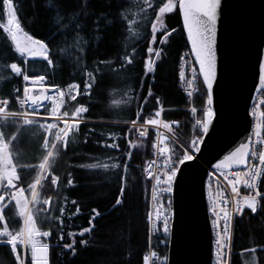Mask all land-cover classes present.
Instances as JSON below:
<instances>
[{
	"label": "trees",
	"instance_id": "16d2710c",
	"mask_svg": "<svg viewBox=\"0 0 264 264\" xmlns=\"http://www.w3.org/2000/svg\"><path fill=\"white\" fill-rule=\"evenodd\" d=\"M81 0H63L65 8H73ZM87 7L77 22L82 26L80 36L87 41L86 54L80 50L77 43L75 24L71 19L66 20V28H56L58 17L48 9L56 7L57 0H13L18 20L29 35L50 43L54 67H49L42 59H28L22 67L28 70L31 76L46 75L47 84L57 85L59 88L70 83L79 84L80 94L71 105H84L89 111L82 114V121L77 133V143H70L67 152L61 149L60 155L53 162L52 172L60 177L59 188L51 185V177L42 181L44 187L38 188L41 199L51 197V211H42L39 214V227L42 231L52 230V235L46 239L49 243V264H145L144 255L148 249V192L149 182L144 170L147 161L152 156L151 139L140 138L135 131L128 133L127 129L135 113L142 106V98L147 97L149 90L152 97L143 105L144 117L153 115L161 106L162 118L165 121H179V134L183 139L189 138L194 124V116L190 107H196L200 112L203 104L204 88L200 81L199 91L192 100L179 86V67L181 57L189 50L184 33L180 13L177 8L173 13L166 14L165 24L171 31L168 42L161 45L162 55L155 63L153 73H145L144 61L147 58L146 47L150 39L148 27L138 29L139 37L133 38L127 32L122 15L147 24L143 17L155 19L158 7L167 0H85ZM155 5V8L149 5ZM143 9V11H141ZM107 16V20L101 17ZM98 21V23H97ZM107 21H112L109 25ZM6 23L5 10L0 0V98L11 100L9 111H18L15 101V89L21 88L22 78H10L12 74L6 65L10 62H19L21 58L13 53L12 46L3 31ZM99 29L97 32L96 29ZM137 31L136 28L132 29ZM60 32V35H57ZM56 37L53 39V37ZM135 48L134 63L125 70H119L125 52L131 53ZM78 56H85L80 65L76 64ZM99 61H114L111 68L100 65L103 75H97V82L91 89V95L85 93L86 77L81 66L86 64L87 70H93ZM264 96V93H261ZM131 98V99H130ZM156 98L160 103L157 104ZM118 100V102H116ZM121 101V102H120ZM142 122V121H141ZM5 131L9 136L15 134L10 151L15 154L14 163L18 165V172L22 181L18 187H26L34 181L37 173L32 171L33 166L43 161V136H35L34 126H25L16 133L19 126L11 124V118ZM264 123V120H263ZM262 138H264V126ZM91 130V131H90ZM115 133L120 137V151L104 148L105 142L111 143L108 137ZM138 143L139 147L129 149L126 139ZM132 151V158L127 168V181L123 184L125 195L123 203L115 205L119 195L117 175L103 169L104 163L111 162V157H117V162L125 163V153ZM91 164L100 165L91 169ZM24 165L26 167H20ZM69 173L71 174L69 176ZM125 173L121 172V175ZM71 178L73 186L67 185ZM264 188V181L260 190ZM64 197H67L65 202ZM77 201L80 208L79 215L73 216L76 206L72 200ZM42 209L47 206L40 205ZM65 207L64 223L59 220L47 222L45 216L59 217V208ZM92 209L99 212L93 221L95 228L86 233L84 237H76L75 255L64 249L63 245L70 243L69 232H79L89 227V219L93 215ZM8 227L13 232L21 228V220L5 212ZM4 222H0V229ZM64 233V240H59L60 231ZM86 240L87 244H81ZM252 248H264V211L253 215L245 210L234 223L231 264H264V251L252 253ZM20 252V250H19ZM167 255V246L159 249L158 256ZM0 264H16L10 247L0 244Z\"/></svg>",
	"mask_w": 264,
	"mask_h": 264
},
{
	"label": "snow or ice",
	"instance_id": "6c2138e0",
	"mask_svg": "<svg viewBox=\"0 0 264 264\" xmlns=\"http://www.w3.org/2000/svg\"><path fill=\"white\" fill-rule=\"evenodd\" d=\"M147 3L148 0H145ZM3 9L7 14V27L3 28V31L7 34V39L12 46L14 54H18L21 58L19 62H10L6 65L7 70L12 74L10 78H22L25 82L22 95L20 89L16 88L15 101L18 105H28L31 111H9V105L11 100L8 98L0 99V117L4 122H8L11 118V124L16 125L18 121H22L16 128L18 134L21 128L25 126L38 125L39 129H42L46 135L44 136L43 148L46 155L43 157V161L38 165V172L35 176L34 182L30 183L27 187H18V184L22 181V177L18 172V165L13 162L12 152L10 151V145L12 141L16 140V135L9 134L5 131L8 126L7 123H0V222H4V226L0 229V242H3L10 247L11 253L16 261V264H27V251L30 250L31 264H49V243L42 242L40 238H47L52 235V230L42 231L38 226V217L42 211H51L52 199H41L38 188L44 187L42 181L51 177V185L59 188L60 177L54 175L52 172L53 162L60 155L61 149L67 152L70 143H77V133L81 123L82 114L87 113L89 109L80 105L74 109H70L65 102V97L68 96L72 101L77 100L79 92V84L69 85L68 91L60 89L57 85H47L46 75H29L28 70L22 67L23 64L28 63V59H42L47 63L49 67H54V61L52 57V49L50 48V41L46 42L41 39H35L29 35L22 28L17 12L14 7L13 0H2ZM87 7L85 0L75 5L73 8H65L63 0H57L56 7L50 8L48 11L52 12L55 17H58L56 22V28H66V20L71 19L75 24L77 33V43L80 46V50L86 54L87 41L80 36L82 32V26L77 23L81 19V14ZM149 7L155 8V5H149ZM221 7L222 0H167L163 2L162 6L158 7V12L155 14L154 20H149L147 15L143 17L147 24H142L141 21L132 19L129 22V17L122 15L120 19L125 23L127 32L133 38L139 37L140 33L138 29L141 27H148L150 31V39L147 42L146 53L147 58L144 61L145 73H153L155 60L153 56L158 60L162 52L156 49L154 46L159 42L161 45L168 42L169 37L175 31L172 29L169 31L165 24L166 14L173 13L175 10H179L183 18V27L187 33V40L191 44V52L194 54L195 62L199 66V70L192 69L193 80L187 81L190 88L194 86L195 79L202 77V85L204 88L203 104L200 112L201 117L195 120L192 126V137L186 144L179 143L178 149L176 146L170 147L169 144H177L175 140L173 127H180L179 121H165L162 119L163 108L154 111V114L149 117H144V107L147 104L148 98L152 97L151 90L148 91L147 97L142 98V106L139 111L135 113V119L130 121V127L127 132L130 134L133 131L138 133L139 137L147 138L149 133V126L155 129L156 142L153 144V148L156 149L158 156L162 157V162L157 166L159 171L153 172L148 169L152 168V165H156L157 161L152 160L146 171L148 172V179L155 180L152 190V200L158 201L157 189L161 194H168L169 196L174 192L175 185L177 184L178 177L182 173V166L187 162L193 161L196 158V154L201 152V145L204 144V137H206L210 129L213 126V122L217 117L215 109V95L214 88L218 79V57H217V37H218V22L221 19ZM143 11V9H141ZM107 20V16L101 17ZM110 25L112 21H107ZM98 23V21H97ZM136 28L137 31L133 32L132 29ZM98 32L99 29L97 28ZM57 32V35H60ZM56 37L54 36L53 39ZM135 48L131 53L125 52L121 60V66L119 70H125L128 66L134 63ZM28 58V59H24ZM85 59V56H78L76 64L80 65L81 61ZM114 61H99L98 65L93 70H87V65L81 66V71L84 73L86 80L84 84L85 93L91 95V89L94 83L97 82V75H103L100 65L111 68ZM181 79L184 78V73H180ZM38 88L39 94H35L33 87ZM55 91L56 95L51 96L49 93ZM199 91V89H195ZM257 92H264V60H261L258 64V88ZM189 97L193 96V91H188ZM131 99V98H130ZM50 101L51 108L48 110V116L43 119H52V123H41L34 117L37 116L41 109H43V102ZM157 104L160 103L159 98H156ZM261 105H264V100L260 101ZM63 109V111H62ZM191 113L193 116L197 114V108L192 107ZM253 116H256V109H253ZM260 117L264 118V112L260 113ZM142 121V122H141ZM63 127H60V124ZM264 123L258 121L253 129V135L256 140L253 141L252 136L246 137V142H241L236 146L228 155L224 156L223 160L213 165L216 173H219L231 186V191L235 197H239L238 185H243L244 188L250 190L249 194L244 195L241 198L232 201L233 211L237 214L243 215L245 209L250 210L253 215L258 212L264 211V192L260 191V184L264 181V138L261 137V128ZM166 129L169 133H173L172 136L165 135L160 129ZM91 131V130H90ZM51 137V141L49 140ZM120 137H117L115 133H112L108 140L111 143L105 142L101 146L104 148L114 149L120 151V143L116 142ZM129 149H135L139 147L136 143H133L130 138L125 137ZM255 145H261L258 150ZM132 151L125 153V163L117 162V157H111V162L104 163L103 169L112 172L117 175L119 183V195L115 200V205L119 206L123 203V197L125 195L124 183L127 181V168L132 158ZM258 161V163L250 162ZM244 166L246 171H235L233 168H240ZM20 167H26L20 165ZM91 169H97L100 165L91 164ZM121 172L125 173L121 175ZM71 174L69 173V176ZM210 176L213 174H209ZM74 182L71 178L67 180L68 186H73ZM29 191L31 198L29 199L25 193ZM8 196V202L4 203ZM67 197H64L67 202ZM14 202V208L16 216L22 222V227L13 232L8 227V222L5 217V209ZM72 205L76 206L73 216L79 215L80 208L77 205L76 200L71 201ZM227 204L226 198L221 197L220 201H213L214 206L211 208L212 214L216 217L214 221V227L220 226L221 214L224 221V235L218 233L216 240V256L217 259H221L222 250L226 246V241L230 240L229 222L232 218V212L221 207L220 204ZM47 206L46 209L39 207L40 205ZM171 204V201H169ZM65 207L59 208V217L45 216L44 219L52 223L55 220H59L60 225L63 226V219ZM93 215L89 219V227L83 228L79 232H69L70 243L63 245L64 249L69 250L75 255L76 237H84L86 233H90L95 225L93 221L99 216V212L96 209H92ZM156 217L160 219V213L157 211ZM169 217L165 216L163 219V234L164 243L167 245V235L169 234ZM59 240H64V233L61 229L59 233ZM81 244H87L86 240H81ZM22 246L26 252L25 260H21L18 247ZM252 253L257 251H264V248H252ZM151 257H157V253L153 251ZM150 259L149 256H145V264ZM161 264H168V258L165 257L161 261Z\"/></svg>",
	"mask_w": 264,
	"mask_h": 264
},
{
	"label": "water",
	"instance_id": "95a60500",
	"mask_svg": "<svg viewBox=\"0 0 264 264\" xmlns=\"http://www.w3.org/2000/svg\"><path fill=\"white\" fill-rule=\"evenodd\" d=\"M180 17L183 24L181 13ZM184 33L187 39L185 29ZM192 56L195 61L193 53ZM217 57V117L204 137L201 152L182 166L172 193L168 264H211L212 233L205 197L207 169H213L251 136L253 116L249 110L258 88V64L264 60V0H222ZM31 87L39 94L36 86Z\"/></svg>",
	"mask_w": 264,
	"mask_h": 264
},
{
	"label": "built area",
	"instance_id": "2783aa9c",
	"mask_svg": "<svg viewBox=\"0 0 264 264\" xmlns=\"http://www.w3.org/2000/svg\"><path fill=\"white\" fill-rule=\"evenodd\" d=\"M185 91H186V94L188 93V91H193V94H194L195 89L188 87ZM51 92L49 93V95H51ZM259 93L260 92L256 93L255 98ZM189 98H190V100L192 99V97H189ZM255 98H254V101H255ZM254 101H253L251 107L253 106ZM18 107H19V110H21V109L25 110L27 106L25 105V106H23V108H21V106L18 105ZM250 110H251V108H250ZM250 113H251V111H250ZM257 122H258L257 117L253 116L252 128H251V136H252L253 141L256 140V137L253 135V129L255 128ZM129 125H130V123H129ZM160 131L162 133H164L165 135H169V136H172L174 133V137H175V140L177 141V144H169L170 147L176 146L178 149L179 143L186 144L184 139L179 134L178 128H176L175 126L173 127V133H169L166 129H163V128H161ZM262 133H263V128H261V137H262ZM136 134L138 135V133H136ZM149 134L152 135V139H151L152 157L147 161V163L145 165L144 174H145V177L147 178V180L149 182V194H148L149 203H148V210H147V222H148V227H149L150 238H149L148 253L145 256L150 257V259L148 260V264H154L156 262V260H158V258L157 257H151V253L153 251H155L157 253V251L160 247L166 245L163 242L164 238H165L164 234H163V219L165 216L169 217V226H170L172 216H173V206H172L171 195L169 196L166 193L161 194L158 189H157L158 201L152 200V190H153V185L155 184V180H149L148 179V172L146 171V169H148V165L152 160H156L157 164L152 165V168L148 169V170L153 171V172L159 171L160 169L158 168L157 165L160 162H162V157L158 156L156 149L153 148V144L156 142V137H155V129L152 128L151 126H149L148 135ZM255 147L258 150H260L261 145H255ZM249 160L252 163H258V161H251V157L249 158ZM232 171L233 172H235V171L244 172V171H246V168L245 167L233 168ZM209 174H213V175L210 176ZM237 187L239 190V197H235L233 195V193L231 191V186L228 184V182L224 179V177L222 175L215 172L214 168L208 170V174H207V178H206V182H205V197H206V202H207V212H208V216L210 219L211 233H212V262H211V264H231L234 222H235L236 217H238L240 215V214H237L233 211L232 201H234L235 199L241 198L244 195L249 194V192H250V190L244 188L243 185H238ZM260 191L264 192V188H263V190H260ZM221 197L226 198L227 201H229V203H227V204L221 203L220 206L226 207L227 210L232 212V218H231L229 225H228V228H229L228 234L230 235L231 238H230V240L226 241V246L222 250L223 255H222L221 259L218 260L217 256H216V251H217L216 240H217L218 233L220 235H224L223 229H224L225 225H224V221L222 219V214H221L220 226L218 228L214 227V221L216 220V217L212 214L211 208L214 206L213 201L219 202ZM169 201H171V204H169ZM157 211H159V213H160V219L159 220L156 217ZM167 241H168V235H167Z\"/></svg>",
	"mask_w": 264,
	"mask_h": 264
},
{
	"label": "rangeland",
	"instance_id": "374dc122",
	"mask_svg": "<svg viewBox=\"0 0 264 264\" xmlns=\"http://www.w3.org/2000/svg\"><path fill=\"white\" fill-rule=\"evenodd\" d=\"M5 16H6V11H5ZM8 25H7V22L5 23V26L4 27H7ZM156 49H158V50H160V48H158L156 45L154 46ZM18 55V54H17ZM154 60H155V63L160 59H158V60H156V58L153 56L152 57ZM24 59H28V58H24ZM193 68H195L196 70H197V72H198V68H197V65H196V63H195V61H194V59H193V56H192V53H191V51H190V49L189 50H187V51H185L184 52V54L182 55V57H181V61H180V67H179V86H180V88L185 92V95H186V89L189 87V85H188V83H187V81H189V80H193L194 78H193V75H192V69ZM181 72H183L184 73V78L183 79H181V76H180V73ZM200 81H202L201 80V77H197L196 79H195V82H194V86L192 87V89H199V85H200ZM72 84H77V83H70V84H68V85H66V86H64V87H60V89H62V90H64L65 92H67L68 91V87H69V85H72ZM85 89V88H84ZM79 92H80V89H79ZM81 93V92H80ZM196 93H197V91H195L194 92V94H193V96L192 97H194L195 95H196ZM56 95V93H55V91H52L51 92V96H55ZM186 96H188V95H186ZM188 98H189V96H188ZM65 102H66V104L68 105V107L70 108V109H74V107L71 105V103L73 102L71 99H70V97H68V96H66L65 98ZM192 100V99H191ZM190 100V98H189V101H191ZM261 100H264V96L261 94V93H259L257 96H256V98H255V101H254V104H253V106L251 107V113L253 112V109H256V116L255 117H257V119H258V121H261L262 123H263V120H264V118H261L260 117V113H262V112H264V105H261L260 104V101ZM116 102H118V100L116 101ZM121 102V101H120ZM119 103V102H118ZM16 107H17V109L19 108L18 106H17V103H16ZM77 107V106H76ZM161 106H159L158 107V109L160 108ZM50 108H51V102L50 101H48V103L47 104H45V105H43V109H41L40 110V112H39V114L37 115V116H35L34 118L35 119H37V120H39L41 123H52V122H54L52 119H47V120H45V119H43V117H47L48 116V110H50ZM191 108L192 107H190L189 109L191 110ZM164 109V108H163ZM18 111H31V108H29V106H27L26 107V109L25 110H19L18 109ZM62 111H63V109H62ZM153 114H154V112H153ZM201 115H202V113L201 112H197V114H196V116H194V123H195V120L196 119H198V118H200L201 117ZM82 121H85V119H83L82 117H81V122ZM22 123V121H18V124H21ZM35 127H37L35 130V136L36 137H38V136H43V141H42V149H43V154H46V152H45V150H44V148H43V143H44V136L46 135V133L42 130V129H39V127H38V125H36ZM60 127H63V124H62V122H61V124H60ZM263 134V133H262ZM191 137H192V132H191V136L189 137V138H186V139H184V141H185V143H188L189 141H190V139H191ZM49 140L51 141V137H49ZM134 143H136V142H134ZM137 145H140V141L138 142V143H136ZM177 150H179V149H177ZM12 156H13V162H14V158H15V154H12ZM30 169H32V171L34 172V170H35V173H37L38 172V165L37 166H33L32 168H30ZM34 169V170H33ZM18 170V169H17ZM32 182H34V181H31V183ZM30 184V183H29ZM27 187L28 186H26L25 188L27 189ZM0 194H4V192H0ZM25 195L30 199L31 198V193L29 192V191H26V193H25ZM8 202V196L6 195V200H5V202L4 203H7ZM40 207V206H39ZM5 212H8L10 215H12L14 218L15 217H17L16 216V212H15V208H14V202H12V204H10L9 205V207L8 208H6L5 209ZM23 225L21 224V227H22ZM38 226H39V221H38ZM10 230H12L11 228H10ZM13 231V230H12ZM157 232V231H156ZM48 238V237H47ZM47 238H40L41 239V241L42 242H46V239ZM3 242H0V244H2ZM47 243V242H46ZM19 250H20V252H19ZM18 252L20 253V258H21V260L23 261V260H25V255H26V252H25V250L23 249V247L22 246H20V247H18ZM161 259L160 258H158V260H156V262H155V264H161ZM148 262V261H147ZM27 264H31V260H30V250H28L27 251Z\"/></svg>",
	"mask_w": 264,
	"mask_h": 264
},
{
	"label": "bare ground",
	"instance_id": "6f19581e",
	"mask_svg": "<svg viewBox=\"0 0 264 264\" xmlns=\"http://www.w3.org/2000/svg\"><path fill=\"white\" fill-rule=\"evenodd\" d=\"M6 22H7V14H6ZM25 86V82L22 80L21 81V88H20V94L22 95V92H23V87ZM16 93V92H15ZM187 95V94H186ZM0 99H4V98H0ZM18 106V105H17ZM26 106H28V105H26ZM19 109V108H18ZM152 157V156H151ZM208 170L209 169H207V174H208ZM206 178H207V176H206ZM205 182H206V180H205ZM148 194H149V192H148ZM171 200H172V194H171ZM148 203H149V201H148ZM240 216V215H239ZM238 216V217H239ZM238 217H236V219L238 218ZM172 218H173V216H172ZM235 219V220H236ZM210 220V219H209ZM172 221V220H171ZM235 223V222H234ZM147 224H148V222H147ZM170 225H171V223H170ZM234 229V228H233ZM169 230H170V226H169ZM169 235H170V231H169V234H168V243H169ZM149 238H150V234H149V227H148V249H149ZM168 243H167V245H165V246H167V250H168ZM161 248H163V246L162 247H160L159 249H161ZM148 249H147V252L145 253V255L148 253ZM159 249H158V251H159ZM158 251H157V258H160L161 260L163 259V258H165V257H167V255L165 256V257H160V256H158ZM145 255H144V257H145ZM164 260V259H163ZM211 262H212V257H211ZM147 264H148V262H147ZM155 264V263H154Z\"/></svg>",
	"mask_w": 264,
	"mask_h": 264
}]
</instances>
